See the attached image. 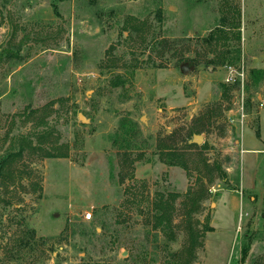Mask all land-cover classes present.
Listing matches in <instances>:
<instances>
[{
	"label": "rangeland",
	"instance_id": "obj_1",
	"mask_svg": "<svg viewBox=\"0 0 264 264\" xmlns=\"http://www.w3.org/2000/svg\"><path fill=\"white\" fill-rule=\"evenodd\" d=\"M232 8L238 45L213 42ZM237 47L225 83L213 60ZM251 69L264 72V0H0V264H184L192 200L206 197L191 224L211 227L224 191L238 207L225 196L192 264H264V184L240 191L235 149L264 101ZM195 130L203 143L189 148ZM115 132L132 142L123 184ZM163 146L187 168L165 164ZM159 193L174 209L166 235Z\"/></svg>",
	"mask_w": 264,
	"mask_h": 264
},
{
	"label": "trees",
	"instance_id": "obj_2",
	"mask_svg": "<svg viewBox=\"0 0 264 264\" xmlns=\"http://www.w3.org/2000/svg\"><path fill=\"white\" fill-rule=\"evenodd\" d=\"M232 14V16H231ZM235 14V15H234ZM231 17H230V16ZM229 18L224 15L222 17V21L219 23V26H217L214 30L211 31L210 33V38L213 39V42L216 43L217 36L221 37L223 36V42L228 43L229 41L226 40L229 38L228 36H231L233 41L238 45L240 41V32H239V27H240V14L239 10H236L235 8H232L229 11ZM235 17V18H234ZM226 40V41H225ZM219 42V41H218ZM217 42V43H218ZM221 47V44H219ZM235 52H237V55L235 58H231L230 60H226L225 58H219L213 60V66H218V67H223V66H233L234 63H238L240 60V55H239V47L234 49ZM251 76L253 79H262L264 76V72L261 69H251ZM259 77V78H257ZM111 84L113 86H122L124 84L123 77L121 75H115V79L112 80ZM201 131H193L190 135V138L187 141V145L189 148L191 146H194L193 143L190 142L192 139L193 135H199ZM109 139L113 142V146H117V154H119L120 157V177H119V182L123 184V181L125 178L133 179V162L134 159L130 157V152H132V142L130 139H127L125 136H120L118 132H115V134H110L108 135ZM160 158L161 160L169 165V166H180L183 169L187 168L186 163L183 161V156L179 154L176 149L172 147H167L163 146L160 148ZM49 158H62L65 157L66 155L63 153H59L57 155H47ZM5 164V161L3 162V165ZM219 168V167H217ZM130 170L129 173L125 171ZM220 169V168H219ZM129 174V175H127ZM127 175V176H126ZM128 190V189H127ZM124 194H126V189L124 190ZM191 190L187 191L186 196H190ZM159 200L158 202L155 203V208L156 211H159L158 215L155 216L156 223L154 225L155 228H159L162 230L163 234L166 235V231L170 230L169 228V223H170V217L168 216L169 212L173 209V206L170 204V202H167V199L164 200V194L159 193ZM167 196L171 197L172 200L174 198L178 197L175 193H168ZM206 197L205 196H200L198 199H194L191 202V208L190 210L185 213V215L188 217V229H187V234H188V243L187 245L183 248V250L180 252L181 254L185 253L186 254V261L184 264H192V262L196 258V249L200 248L202 246V236L204 235L205 232H210L212 231L211 227H205V228H198L197 226H193L190 222L191 220V215L193 213H198L200 211V204L202 200H204ZM166 204L167 207H164L163 204ZM174 210V209H173ZM248 251V246L245 247L242 251L243 255L242 257L244 258L247 254ZM180 257V255H176L173 257V259H176ZM175 263H178L176 260L174 261Z\"/></svg>",
	"mask_w": 264,
	"mask_h": 264
},
{
	"label": "crops",
	"instance_id": "obj_3",
	"mask_svg": "<svg viewBox=\"0 0 264 264\" xmlns=\"http://www.w3.org/2000/svg\"><path fill=\"white\" fill-rule=\"evenodd\" d=\"M185 70V68H184ZM205 80L200 84L199 89L202 90V92L206 89H203L205 85L207 84L208 78L203 77ZM201 80V79H199ZM206 83V84H205ZM264 83V82H263ZM180 94H182V91H178ZM187 98L183 97L182 99H176L173 100L170 98H167L168 102L172 101L175 103L187 102L188 100H185ZM259 100H262L261 97H258ZM182 102V103H183ZM262 107L258 108V104L255 107V114L257 119V133L252 132V130L249 131H243L242 136L239 140L236 141V152L239 153L240 158V177H239V189L240 191L243 190H249V189H255V188H263L262 184H264L263 180L261 179V173L264 171V101L260 102ZM172 106H176L172 105ZM254 175V177H253ZM258 181V186L256 183V178ZM229 198L231 208L230 210L235 211V209L238 207L236 198L231 195L225 193V191L219 196V199L214 202H211L210 205L212 207L211 210V227L213 228V231L207 232L208 234H211L215 232L214 227V219L216 218L217 214L220 213L222 210H224V207L226 205L225 199L226 197ZM233 216V215H232ZM237 230V229H236ZM206 238V235H205ZM206 248V245H205ZM228 253V252H227Z\"/></svg>",
	"mask_w": 264,
	"mask_h": 264
},
{
	"label": "built area",
	"instance_id": "obj_4",
	"mask_svg": "<svg viewBox=\"0 0 264 264\" xmlns=\"http://www.w3.org/2000/svg\"><path fill=\"white\" fill-rule=\"evenodd\" d=\"M226 69L228 70V72H227V75H226V78L224 79V81H225V83H232L234 78H235V73L233 71L234 69L232 66H227ZM91 219H92V211L91 210L85 211L82 214V220L90 221Z\"/></svg>",
	"mask_w": 264,
	"mask_h": 264
},
{
	"label": "water",
	"instance_id": "obj_5",
	"mask_svg": "<svg viewBox=\"0 0 264 264\" xmlns=\"http://www.w3.org/2000/svg\"><path fill=\"white\" fill-rule=\"evenodd\" d=\"M79 119L81 121H84L81 115H79ZM191 143L200 145L203 143V136L201 134L199 135H193L192 139L190 140ZM124 255L126 254L125 252L123 253Z\"/></svg>",
	"mask_w": 264,
	"mask_h": 264
}]
</instances>
